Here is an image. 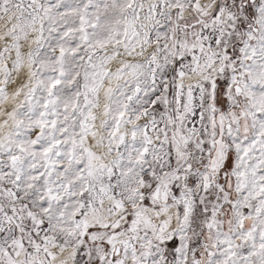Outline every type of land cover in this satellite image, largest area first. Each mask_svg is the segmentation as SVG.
<instances>
[{
  "label": "snow or ice",
  "instance_id": "obj_1",
  "mask_svg": "<svg viewBox=\"0 0 264 264\" xmlns=\"http://www.w3.org/2000/svg\"><path fill=\"white\" fill-rule=\"evenodd\" d=\"M0 264H264V0H0Z\"/></svg>",
  "mask_w": 264,
  "mask_h": 264
}]
</instances>
